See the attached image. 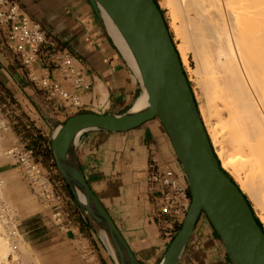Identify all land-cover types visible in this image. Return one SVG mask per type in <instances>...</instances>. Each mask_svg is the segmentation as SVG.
<instances>
[{
	"label": "crops",
	"instance_id": "0c3cea01",
	"mask_svg": "<svg viewBox=\"0 0 264 264\" xmlns=\"http://www.w3.org/2000/svg\"><path fill=\"white\" fill-rule=\"evenodd\" d=\"M15 1L46 35V43L34 63L35 75L46 76L77 92L82 105L77 108L52 98L32 81L4 29L0 28L1 107L8 110L5 116L15 136L14 141L24 149L32 150L34 158L45 169H52V187L58 199L70 205L71 210L61 218L72 228L73 235H64L62 240L65 242L76 236L83 238L92 244L87 251L95 260L90 264H115L103 243H98L84 214L73 213L75 207L71 203L80 211L57 169L51 139L54 131L71 116L129 112L143 90L89 0ZM58 51L74 56L78 69L90 86L74 88L62 78L54 60V53ZM18 127L25 129L18 132ZM25 132L29 135L33 132L36 136L35 139L30 136L34 145H28L30 139L24 138ZM37 141L44 142L41 149ZM74 150L86 182L138 264H161L169 239L167 236L181 219L159 211L162 188L150 181L149 175L155 167L168 166L175 172L183 193L182 201L187 202L190 194L181 164L160 121L151 119L126 131L85 130L77 136ZM39 151L49 161H42ZM0 166L10 170L14 163L4 162ZM34 235L42 241L46 233L41 229ZM177 264H230L221 240L204 214L196 221Z\"/></svg>",
	"mask_w": 264,
	"mask_h": 264
},
{
	"label": "water",
	"instance_id": "95a60500",
	"mask_svg": "<svg viewBox=\"0 0 264 264\" xmlns=\"http://www.w3.org/2000/svg\"><path fill=\"white\" fill-rule=\"evenodd\" d=\"M117 48L147 95V108L137 114L81 113L69 117L55 131L51 148L56 164L80 210L116 264H138L106 209L86 182L70 152L72 172L80 189L106 222L114 240L113 256L81 206L68 177L62 141L88 129L126 131L151 119L165 129L187 179L190 204L181 226L169 243L161 264H177L201 214L222 242L230 264H264V231L258 225L245 195L227 175L215 156L197 105L171 39L161 9L154 0H89ZM116 29L128 52L114 37ZM134 64V65H133Z\"/></svg>",
	"mask_w": 264,
	"mask_h": 264
},
{
	"label": "bare ground",
	"instance_id": "6f19581e",
	"mask_svg": "<svg viewBox=\"0 0 264 264\" xmlns=\"http://www.w3.org/2000/svg\"><path fill=\"white\" fill-rule=\"evenodd\" d=\"M167 3L174 17L179 19V25L174 28L183 41L175 47L180 61L186 64L190 53L195 63L192 72L205 100V107L197 109L215 156L222 169L234 178L240 191L259 209L260 220L264 223V0H167ZM111 29L115 39L128 52L112 25ZM147 106V95L143 91L134 102L131 114L140 113ZM7 129L1 119L0 132ZM6 137L10 136L0 134V162L3 157L11 156L9 148L4 150ZM76 139V134H67L62 141L67 152L63 158L67 166L65 171L86 215L114 256L110 229L68 169ZM9 174L11 171L4 177L0 175V264L5 263L10 254L21 264H39L33 259L42 263L20 238L14 243L9 235L15 234V222L8 225V221L18 213L9 196L16 194L19 200L24 198L19 181L17 184L16 180L13 186L10 183V188L7 186ZM27 200L32 203L30 197L25 198L24 203L20 202L29 207L31 204ZM113 262L116 264L114 259Z\"/></svg>",
	"mask_w": 264,
	"mask_h": 264
},
{
	"label": "rangeland",
	"instance_id": "374dc122",
	"mask_svg": "<svg viewBox=\"0 0 264 264\" xmlns=\"http://www.w3.org/2000/svg\"><path fill=\"white\" fill-rule=\"evenodd\" d=\"M156 2L158 4L159 8L161 9V12L163 14L166 25L168 27L171 39H172L175 47H177V46H179L178 44L183 43L182 38L180 37L181 36L180 33L178 31H175V28H174L177 25H179L178 24L179 19L175 18L174 15L172 14V12H171L172 10H170L171 6L167 3V0H156ZM171 18H173V19H171ZM174 19H176V20H174ZM181 63H182V60H181ZM194 65H195V63H194V60L192 59V55L190 53H188L187 62H186V64L182 63V67H183V70H184L185 75L187 77V80L189 81V85L191 87V90H192V93H193L197 107L198 108H201V107L204 108L205 107V100H204L202 91H201L200 87L198 86L196 75H194V73L192 72V68L194 67ZM7 111L8 110L6 109L5 106L1 107V101H0V120L1 119L4 120V122L8 126L7 131L0 132V134L10 136V137H6L7 138L6 140H8L7 141L8 144L6 143V140H4L5 141L4 150H7L8 148L10 149L14 146L21 149L23 147L14 141L15 136L12 133V130L10 129V125H9L8 121L6 120L5 114L7 113ZM23 129H25V128L18 127L16 130H18V132H21ZM33 132L35 134V131H33ZM33 132L30 135L25 132L24 138L30 139V136H31L33 139H35L36 136L33 134ZM37 143L39 145V149H41L44 145V142H38L37 141ZM28 145H34V142L30 139L28 141ZM18 146H20V147H18ZM38 154L41 156L42 161H45V160L49 161L48 158L44 159V154L40 153V151ZM6 158H7V156L3 157L1 163L12 162V163H14V167L10 170H5L0 166V175L4 177V176H6V173L8 175V172L11 171V175L9 174V177H7L8 179L10 178L9 180L6 181L7 186H9V188H10L11 187L10 183L13 186V185H16L13 183L17 182V184H18L20 182L18 185L23 186V188L21 187L22 188L21 197H24L22 199L20 198V200L24 203L23 200H25V198L29 199V197H30L31 202L33 203L32 204V203H30L29 200H27V201H29L28 203L31 204V206L33 205L32 207L31 206L28 207L27 204H24V205L21 204V202H20L19 198H17L16 194H11L9 196L11 201L18 208V209H16V212H18V213L13 214L12 218L10 215L11 220L8 221V225L13 220L15 222V225H13V228H15L14 229L15 234L9 233V235L11 236V240L14 243H16V239L20 238V242L22 244H24L25 247H27L31 250L32 255L41 259L42 263L36 259H33V262H36L39 264H90L91 262H94V260H95L94 257H91V255L87 251L89 248L88 246L92 245L90 242H87L86 240H84L83 238H79L78 236H76V238L72 237L71 240L67 239L65 242L62 240V237H64V235L65 236H69V235L72 236L73 235L72 228H70L69 226H66L65 222H62L63 219L61 218V215L64 213H67V210H71V208L69 207L70 205H68V204L65 205V204H63V202L60 199H58L57 194L55 193V189L52 187V181H51L52 177H50L52 175L51 174L52 169L51 170L45 169L44 165H41L42 169L44 170V173L46 172L45 174L49 178V181L51 182V187L53 189V194H54L53 198L52 197L46 198L44 196V194L41 193L40 190L31 182V180L27 176L25 170L22 169L23 167L17 162V160L11 156H8L7 159ZM33 158H34V152H33ZM34 160H35V162L38 163L37 159L34 158ZM51 166H53V169L56 167L52 163H51ZM225 172L232 178L234 183H236V181L231 176V174L228 171H225ZM12 177L14 179H12ZM236 185H237V183H236ZM43 197H44V199H43ZM245 197L247 198L249 205L252 208V211H253L255 217H257L258 220L261 222L263 230H264V225H263L264 223L260 220V217H259L260 216L259 209L256 206L254 207L255 204L252 202V200L249 199V197L247 195H245ZM188 202H190V197L188 198ZM18 203H20V204H18ZM23 206H26L27 209L29 208L28 210H26L27 212L24 210L26 208ZM71 206H73V208L75 207V211H73V213H82L83 214V212L80 210L78 204H77V207H78L80 212H78V210H77L76 206H74V204L72 205V203H71ZM82 214H80V217H82L81 216ZM165 214L171 215L170 213H165ZM171 217L173 218L172 215H171ZM180 219H181V222L179 224H177V226L173 227V231L171 233H169V235L167 236L169 239L167 240L166 249L169 245L168 243H170L172 238L175 236V233H177V231L179 230V227L181 226V223L183 221V216H181ZM10 227H12V226H10ZM41 229H43L45 231L46 235H45L44 240L38 241L36 237H33V235L35 234L36 231L41 230ZM87 230H88V228H87ZM92 230H93V232H95L93 228H92ZM54 235H56V238H51ZM96 235L97 234H95V238L97 239L98 243H102L100 238ZM95 241L96 240H93V243H96ZM28 244H30L29 245L30 247H28ZM24 258L26 259V257H24Z\"/></svg>",
	"mask_w": 264,
	"mask_h": 264
},
{
	"label": "built area",
	"instance_id": "2783aa9c",
	"mask_svg": "<svg viewBox=\"0 0 264 264\" xmlns=\"http://www.w3.org/2000/svg\"><path fill=\"white\" fill-rule=\"evenodd\" d=\"M0 28L4 29L7 40L32 81L38 83L52 98L77 108L82 105L77 92L66 89L59 82L46 76L37 77L35 75L34 63L41 47L46 43V35L40 25L22 11L17 1L0 0ZM54 60L61 70L62 78L74 88L89 86L86 78L78 69L72 54L58 51L54 53ZM9 154L24 168L31 182L46 198L54 197L51 182L41 165L35 162L32 150L19 149L15 146L9 149ZM149 180L159 184L162 188L159 211L170 213L174 218L184 217L189 202L182 201L183 193L173 169L168 166L162 169L155 167L149 175ZM3 264L21 263L10 254Z\"/></svg>",
	"mask_w": 264,
	"mask_h": 264
},
{
	"label": "trees",
	"instance_id": "16d2710c",
	"mask_svg": "<svg viewBox=\"0 0 264 264\" xmlns=\"http://www.w3.org/2000/svg\"><path fill=\"white\" fill-rule=\"evenodd\" d=\"M155 2H156V0H154ZM156 4H157V2H156ZM158 5V4H157ZM224 171V170H223ZM225 172V171H224ZM226 173V172H225ZM227 174V173H226ZM228 175V174H227ZM255 219H256V222L258 223V225L263 229V227H262V224H261V222L258 220V218L257 217H255ZM264 231V230H263Z\"/></svg>",
	"mask_w": 264,
	"mask_h": 264
}]
</instances>
